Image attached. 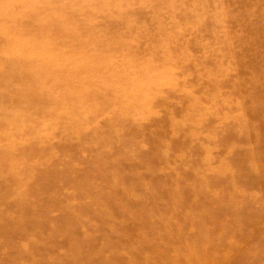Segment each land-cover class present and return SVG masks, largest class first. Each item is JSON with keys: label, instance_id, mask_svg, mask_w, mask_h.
<instances>
[{"label": "rangeland", "instance_id": "rangeland-1", "mask_svg": "<svg viewBox=\"0 0 264 264\" xmlns=\"http://www.w3.org/2000/svg\"><path fill=\"white\" fill-rule=\"evenodd\" d=\"M0 264H264V0H0Z\"/></svg>", "mask_w": 264, "mask_h": 264}]
</instances>
